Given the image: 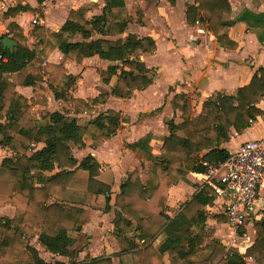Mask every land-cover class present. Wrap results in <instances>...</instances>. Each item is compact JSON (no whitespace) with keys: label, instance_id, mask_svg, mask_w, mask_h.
<instances>
[{"label":"trees","instance_id":"16d2710c","mask_svg":"<svg viewBox=\"0 0 264 264\" xmlns=\"http://www.w3.org/2000/svg\"><path fill=\"white\" fill-rule=\"evenodd\" d=\"M16 1L4 17L33 9L24 0ZM37 1L41 5L46 0ZM102 1L103 6L93 1L71 8L59 30L36 24L33 30L39 40L31 45L22 31L12 37L17 40L13 51L4 48V36L0 37V145L14 152L0 163V205L9 203L16 209L13 217L0 218V259L6 261L4 264H115L112 256L95 257L90 253L81 261H49L30 238L37 232L38 242L54 256H77L74 234L83 229L86 209L63 202L62 197L80 169L87 171L88 193L103 194L105 211L112 209V184L100 178L101 163L92 154L78 159L73 146L83 147L88 139L92 145L99 144L102 138L116 135L124 120L121 112L108 108L82 122L54 111L38 122L33 118L32 104L46 100L27 98L9 77L17 72L23 75L22 83L30 85L47 74L55 97L72 102L79 108L76 111H91L92 106L110 97L129 98L136 90L148 88L155 73L142 57L157 50L156 39L127 32L132 16L125 0ZM167 1L172 6L177 3ZM100 7V13H92ZM232 11V0H194L186 3V23L211 31L220 44L236 49L239 43L230 30L244 22L264 43V11L245 8L236 17L226 18ZM54 48L62 52L61 62L33 65L35 58L47 59ZM94 55L112 62L100 74L105 83L114 80L111 90L88 99L74 97L68 86L81 76L69 73L65 63ZM263 96L264 66H259L251 80L235 92L214 91L203 100L199 113L190 93H176L170 102L174 115L164 121L168 133L159 153L153 152L152 133L127 143L138 155L140 169L127 171L114 196L113 233L126 240L120 252L121 264H166L165 254L172 264H247L249 257L256 264H264V218L255 221V240L244 252L215 237L204 244V237L212 233L206 228L207 207L216 199L211 185H204L173 218L166 212L173 185L187 180L192 172L204 173V161L220 165L231 156L220 146L221 141L231 133L241 134L264 115V109L258 106ZM39 142L45 145L34 150V143ZM216 216L220 222L226 221L225 214ZM161 232L166 237L155 246L152 240ZM237 232L243 235L246 226Z\"/></svg>","mask_w":264,"mask_h":264},{"label":"crops","instance_id":"0c3cea01","mask_svg":"<svg viewBox=\"0 0 264 264\" xmlns=\"http://www.w3.org/2000/svg\"><path fill=\"white\" fill-rule=\"evenodd\" d=\"M93 1L98 2L101 6L104 4L102 0H89L90 3ZM125 1L128 14H131L135 9H131V6L136 7L138 4H141L143 7L150 8V6H153L155 8L156 14L154 15V21L152 23H155V20H159L162 24V31L159 36L151 32L155 28L149 30L150 28L147 27L144 21L140 24L136 23L138 24V28L141 29L140 31L129 29L133 25L130 22L127 32L152 35L156 39L158 44L157 50L154 54L142 58L148 67L151 68L154 66L152 64L158 63L160 66L159 74L157 78L155 76L154 82L148 88L136 90L132 97H110L105 103L95 105L100 106L98 107L100 111L96 112V114L108 108H114L131 115L129 121H122L120 129L113 137L103 138L102 142L100 140L99 144L95 145H92V140L88 139L86 145L83 147L73 146V153L78 159L92 154L101 163L100 178L112 184V209L105 211L100 207L104 206L100 204L102 201L105 204V196L103 194L92 196L88 193L87 171L80 169L62 197L63 202L78 205L86 209L83 229L80 233L74 234L77 238L75 242V247L78 249L77 256L73 259L60 255L54 256L38 242L37 232L31 235V244L40 251V255L43 258L49 261L53 259H60L65 262H72V260L81 261L87 253H90L95 257L112 256L115 264H121L120 252L126 240L124 237L116 236L113 233L114 196L120 191V183L127 175V171L134 167L140 169V159L134 151L127 147V143L136 141L147 133H152L153 138L151 144H153V141H159L161 146L163 137L168 133V128L164 121L166 118H171L174 115L170 102L176 93H190L195 103V112L199 113L203 100L214 91L233 93L238 87L247 84L251 80L259 66H264V43L259 40L256 32L248 29V26L244 22H238L231 28L230 35L238 41L239 46L236 49H229L220 44L211 31L201 29L198 26L191 27L186 23V3L193 2L194 0H177L174 6L167 0ZM234 1L238 3V7L234 5ZM74 2L75 0H68L65 1V4L70 5ZM16 3V0H0V37L12 38L15 33L22 31L29 45L38 41L39 35L35 32L37 34L35 39L32 40L29 37V22L27 16L29 18L32 17L30 19L33 23L32 30L38 23L45 27L59 30L66 21L68 12L71 9L61 11L59 8H56L54 10L55 7L50 6L53 0H46L41 5L37 0H24L23 3L29 4L33 9L4 17V13ZM232 3L233 11L231 13H234V15L233 17H227L229 15L227 14L226 18L236 17L245 8H250L256 12L264 11V0H232ZM40 6H43V9H39ZM80 6L72 8H78ZM161 8L164 10L163 13H159L158 11ZM96 10L100 11H92V13H100L101 7ZM145 10L144 8L143 13ZM30 13L34 14L30 15ZM143 20L146 19L144 18ZM12 39L15 40L14 38ZM77 39L79 38L75 40ZM15 41L17 42V40ZM62 59V52L58 48H55L47 59L44 60L41 57L35 58L33 65L43 66L46 61L58 63ZM94 62L102 65L100 71L106 69L112 63L109 60L100 58L98 55L86 57L80 62L75 60L66 61L65 66L68 72L81 76L80 79L68 86V91L74 97L88 99L97 96L102 91L111 90V85L114 80L112 79L110 83H105L101 79V72H99L96 79L103 86L100 91L89 95V97L74 93L73 85L77 81L82 82L83 79L85 80L87 78L85 74L91 69L88 65ZM92 69L94 68L92 67ZM95 69L97 70L96 67ZM32 71L35 72L34 70ZM9 77L12 81H15L17 91L27 98H44L46 100V102L32 104V109L40 108L37 117H33L38 122L44 121L46 117L48 118L47 114L54 111H61L69 116L77 117L82 122L96 115H92L93 111L90 112L84 108L76 111L78 107L73 106L72 102L56 98L52 88L48 84L47 74L43 73L41 78L30 85L22 83L23 75L17 72L10 73ZM54 104H56V108H52ZM102 106H105L106 109L103 110L101 108ZM258 106L264 109V96L259 101ZM122 111L120 112L123 116L124 113ZM81 117L86 118V120H82ZM159 120L161 124L159 125V122L155 124ZM153 125L155 127H152ZM159 126H161V133L158 131ZM262 137H264V115L256 118L254 124L241 134L231 133L227 140L221 141L220 146L234 153L244 141ZM44 145L43 142H39L34 143L33 147L36 150L42 148ZM13 155L14 152L12 150L0 145V163L5 158ZM201 188L202 175L198 172L190 173L187 176V180H181L178 184L173 185L169 191L168 206L170 209L166 211L167 214L173 218L185 203L191 200ZM91 199L92 201L89 203ZM53 201L54 199L50 200V202ZM222 202V200L217 199L212 206L207 207L206 228L207 231H211L212 233L210 232L211 235L204 237V244L215 237L221 239L226 245L231 246L232 244H230L229 240L235 236V240L239 243L238 249L244 252L246 247L255 240V221L264 218V180L257 198L258 219L249 223L243 235H239L237 230L231 227L227 221L220 222L218 220L216 214L222 213ZM94 204L96 207L92 206ZM15 212V206L12 204L0 205V218L13 217ZM250 225L252 229L248 231ZM165 237L166 233L161 232L152 242L155 246H158L164 241ZM83 238L87 239L83 241ZM164 260L166 264H172L166 254L164 255ZM5 262L0 259V264H4ZM247 264L256 263L249 257L247 258Z\"/></svg>","mask_w":264,"mask_h":264},{"label":"built area","instance_id":"2783aa9c","mask_svg":"<svg viewBox=\"0 0 264 264\" xmlns=\"http://www.w3.org/2000/svg\"><path fill=\"white\" fill-rule=\"evenodd\" d=\"M87 113V111H85ZM202 175V187L212 186L222 200V213L237 231L258 219L257 198L264 180V137L244 141L220 165H209Z\"/></svg>","mask_w":264,"mask_h":264},{"label":"rangeland","instance_id":"374dc122","mask_svg":"<svg viewBox=\"0 0 264 264\" xmlns=\"http://www.w3.org/2000/svg\"><path fill=\"white\" fill-rule=\"evenodd\" d=\"M65 1H68V0H53V3H51L50 6L55 7L54 10H56V8H59L61 11H68L72 7H76V6H80V5H84V4H89L90 3L89 0H75V2L73 4H70L69 5V4H65ZM182 1H184V0H182ZM185 1H188V0H185ZM62 3H64V4H62ZM157 5H158V3H157ZM234 5L235 6L237 5V7H238V3L236 1H234ZM61 6H63V7H61ZM133 8H135V9L130 14L132 16V21L131 22H132L133 25L130 26L129 29H131L133 31H140L141 29L138 28V24H140V21L142 20V21H144V23L147 24V27L150 28L149 30H151L152 28H155L151 32H154V34H157L159 36V34L162 31V24L159 22V20H155V23H152V21H154V15L156 14L155 8L153 6H150V8H148L146 6L143 7L141 4L136 5V7L131 6V9H133ZM144 8L146 10L143 13ZM39 9H43V6H40ZM98 11H100V10H94V12H98ZM158 11H159V13H161V12L163 13L164 12V10L162 8L159 9ZM139 13H141V15ZM33 14L34 13H30V15H33ZM233 15H234V13H231V14L227 15V17H233ZM27 17H28V22H29L28 23V28H29L28 29V31H29V34L28 35L33 40V39L36 38V35L37 34L35 33L34 30H32L33 23L30 20L32 17L31 18H29V16H27ZM144 18L147 21L146 20H143ZM136 23H138V24H136ZM20 28H22V26H20ZM152 65H154V66H152L153 67L152 69H153V72L155 73V76L157 78L158 77V74H159L160 66L158 65V63L152 64ZM88 67L91 68V69H89L88 72L85 74V76H87V78H85V80L83 79L82 82L77 81V83H75L73 85V91H74L75 94H79V95L82 94V95H84L86 97H89V95H93V93H95L97 91H100L101 88L103 87L101 84H99V81L96 79V77H98L99 72H101L100 70L102 68V65H98L97 62H94V63H90L88 65ZM92 67L94 69H92ZM95 67L97 68V70L95 69ZM98 107H100V106H95L94 105V106H92L90 108L91 109L90 112L93 111V114L92 115H94V114H96V112L100 111L98 109ZM52 108H56V104H54V106ZM101 108H103V110L106 109L105 106H102ZM39 111H40V108H38V109H32V115H33V117L34 116L37 117V114H38ZM120 111H122V110H120ZM122 112L124 113L123 114V116H124L123 119L125 121H129L130 120L129 117L131 115L130 114H127L125 111H122ZM81 119L82 120H86V118H84V117H81ZM158 122H159V125H160L161 124L160 123V120L159 121H156L155 124H157ZM152 127H155V126L153 125ZM160 127L161 126L158 127L159 133H161L160 132ZM102 139H101V142H102ZM152 145H153L152 147H153L154 152L156 154H158L159 153V149H160V142L159 141H153V144ZM91 201H92V199L90 200L89 203H91ZM100 204L101 205H104V206H100V207L102 208V210H105V204H104V202L102 201ZM92 206L93 207H96L95 204L92 205ZM168 209H170L169 206H167V210ZM251 229H252V226L250 225L249 228H248V231H250ZM86 237L88 238V236H86ZM86 239H84L83 241H85ZM235 239H236V237L234 236L232 239H230V240L228 239V240H229L230 244L236 245L237 247H239L238 246L239 243H237V240H235Z\"/></svg>","mask_w":264,"mask_h":264},{"label":"water","instance_id":"95a60500","mask_svg":"<svg viewBox=\"0 0 264 264\" xmlns=\"http://www.w3.org/2000/svg\"><path fill=\"white\" fill-rule=\"evenodd\" d=\"M2 43H3L4 48L10 49V51H13L15 48V45L17 44V42L10 37H4L2 39Z\"/></svg>","mask_w":264,"mask_h":264}]
</instances>
